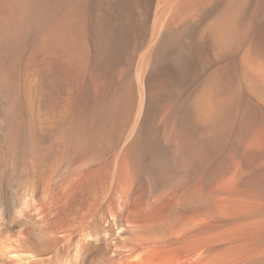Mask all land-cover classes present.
I'll return each mask as SVG.
<instances>
[{"label":"bare ground","instance_id":"bare-ground-1","mask_svg":"<svg viewBox=\"0 0 264 264\" xmlns=\"http://www.w3.org/2000/svg\"><path fill=\"white\" fill-rule=\"evenodd\" d=\"M0 264H264V0H0Z\"/></svg>","mask_w":264,"mask_h":264}]
</instances>
